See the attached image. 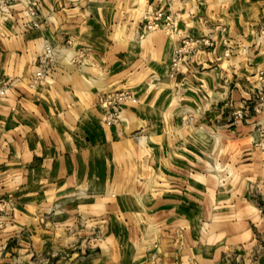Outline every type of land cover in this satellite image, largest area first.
<instances>
[{"label":"crops","instance_id":"0c3cea01","mask_svg":"<svg viewBox=\"0 0 264 264\" xmlns=\"http://www.w3.org/2000/svg\"><path fill=\"white\" fill-rule=\"evenodd\" d=\"M158 10L176 34L145 29ZM183 38L209 44L173 78ZM2 82L0 256L264 264V0H21L0 12ZM121 89L135 102L107 126L98 95Z\"/></svg>","mask_w":264,"mask_h":264},{"label":"built area","instance_id":"2783aa9c","mask_svg":"<svg viewBox=\"0 0 264 264\" xmlns=\"http://www.w3.org/2000/svg\"><path fill=\"white\" fill-rule=\"evenodd\" d=\"M168 4L171 5L173 0H167ZM145 20V29L149 32L162 31L167 36L176 34L178 30V20L175 15L171 12H165L158 10L156 12H146L143 16ZM70 41H66L65 45L69 46ZM198 44L208 45L209 41L204 39H191L183 38L180 44L176 47L173 52V57L170 62V76L176 77L181 73L182 67L186 61V57L193 52L194 48ZM61 51L49 43H46L39 55L37 56V64L32 73L30 87H34L38 82L45 80L49 77V74L53 70L58 56ZM9 86L2 82L0 83V99L5 95ZM126 102H135V98L131 91L128 89H121L110 91L98 95L97 104L104 110V123L109 126L116 123L121 118L122 106ZM254 110L257 112L264 109V96H260L258 103L255 104ZM248 117V113L243 109H238L232 114V122H241Z\"/></svg>","mask_w":264,"mask_h":264},{"label":"rangeland","instance_id":"374dc122","mask_svg":"<svg viewBox=\"0 0 264 264\" xmlns=\"http://www.w3.org/2000/svg\"><path fill=\"white\" fill-rule=\"evenodd\" d=\"M21 0H0V12H6L14 3H20ZM33 16V14H32ZM10 202L0 203V214H5L12 206ZM69 248H64L59 254L53 252H45L42 256L31 254L28 258L18 254H10L9 256H0V264H56V262H68L70 259Z\"/></svg>","mask_w":264,"mask_h":264}]
</instances>
